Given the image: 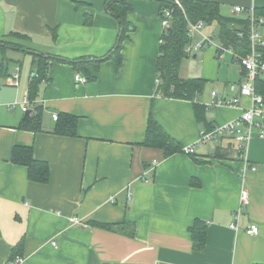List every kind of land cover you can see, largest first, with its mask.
I'll list each match as a JSON object with an SVG mask.
<instances>
[{"label":"crops","instance_id":"crops-1","mask_svg":"<svg viewBox=\"0 0 264 264\" xmlns=\"http://www.w3.org/2000/svg\"><path fill=\"white\" fill-rule=\"evenodd\" d=\"M110 1L0 0V40L21 33L28 41H10L29 48L0 47V264L17 256L23 264H264V136L256 131L251 140L247 155L256 170L245 177L229 138L169 157L143 145L151 112L182 149L240 117L251 104L245 97L239 108L208 107L212 92L239 96L240 65L230 54L218 63L215 41L193 55L200 58L198 70H191L189 56L182 62L180 78L205 81L194 102L164 98L156 71L166 32L161 12L175 0H128L121 61L112 54L122 28L107 12ZM216 1L224 17L247 18L252 10L264 16V0ZM237 7L244 11L236 13ZM204 32L217 35L219 27ZM39 54L52 60L31 102ZM78 60L101 62L95 71L76 67ZM76 73L96 78L80 84ZM15 74L18 84H9ZM263 89L264 75L256 82L264 98ZM25 99L32 113L38 109L37 131L22 128ZM60 114L78 119L77 136L56 132ZM261 122L264 131V113ZM15 147L32 148L48 164L47 183L29 180L28 169L11 161ZM196 222L204 225L200 249L190 231ZM252 225L257 235L247 233Z\"/></svg>","mask_w":264,"mask_h":264},{"label":"trees","instance_id":"trees-1","mask_svg":"<svg viewBox=\"0 0 264 264\" xmlns=\"http://www.w3.org/2000/svg\"><path fill=\"white\" fill-rule=\"evenodd\" d=\"M180 2L182 3V8L177 6L173 1L164 2L162 4V10L166 8L173 10V17L171 27L169 28L171 31L167 30L163 34L162 43L159 48L156 66L159 82L158 93L164 98L194 102L195 96L201 92V89L205 85V81L202 79H182L179 76L182 62L188 57L185 48L192 41L188 34V23L203 21L207 27L216 25L219 27V32L217 34L219 43L226 48L232 49L236 54L247 57L251 53V17L250 13H248L249 16L247 18L224 17L221 13L220 4L216 0H180ZM130 10L131 5L128 0H114L110 1L107 5V12L119 21L122 28L123 32L120 39H122L128 28L126 16ZM254 15L256 17L263 16L256 11H254ZM18 38H25L26 40L28 36L17 32H11L8 37L0 40V47H2V49L9 47L29 49L21 43L10 41V39L13 40ZM120 49L121 45L119 43L112 53L119 58L118 61H121ZM258 51L262 53L264 59V47H258ZM51 60L52 59L45 54L36 56V69L28 89V99L31 102H34L36 98L39 84L47 81L49 62ZM99 62L95 61L86 64L85 61L78 60L73 62V64L76 67L80 66L84 69L87 65H92L95 71H97ZM95 78L96 77L93 75H88L90 81L95 80ZM259 80L260 77H258L257 81ZM32 114L33 116L28 115L26 117L22 128L37 131L40 127L38 109H36V114L34 112ZM77 121L78 119L75 117L60 114L55 130L61 135L75 137L77 136ZM143 145L164 149L166 157L177 152H183L180 144L170 138L156 122L153 117V112L149 115L146 139ZM11 161L16 165L28 169L29 180L42 184L48 182L50 176L49 166L46 162L39 161L34 157L32 148L15 147L12 152ZM190 231L195 247L197 249L202 248L205 243L203 223L196 222L195 226ZM20 247L21 245L14 249V257L19 255Z\"/></svg>","mask_w":264,"mask_h":264},{"label":"built area","instance_id":"built-area-1","mask_svg":"<svg viewBox=\"0 0 264 264\" xmlns=\"http://www.w3.org/2000/svg\"><path fill=\"white\" fill-rule=\"evenodd\" d=\"M174 3L182 8V3L179 0H175ZM244 9L237 7L235 9L236 13L243 12ZM173 17V10L166 8L161 12V23L165 31L171 27V21ZM251 17V53L247 57L236 54L232 49L226 48L221 44L216 47V54L218 60H223L226 54H230L233 59L240 65L241 71L245 74V79L239 87V96L233 98L219 97L216 92H212L211 102L208 107L220 108H239L241 106L240 97H245L250 100V107L245 109L240 117L225 124L217 125L208 131L202 132L200 139L196 145L188 146L183 148V152L192 155L195 153V148L197 145H207L213 143L217 145L220 141L229 138L233 140L239 148V157L241 159V176L245 177L248 171L254 172L255 167L251 166L248 161V150L253 139L255 132H259V136H264L263 124L261 118L264 113V98L258 94L256 90V81L258 77L264 75V59L261 52L258 51V47H264V35L261 32L264 26V17H256L254 15V10L250 13ZM206 24L203 21L198 23H188V34L192 41L186 46L185 52L188 56L197 55L201 53L205 47L216 45L214 38L215 36L211 34H206L204 32ZM199 36V40L195 41L193 38ZM19 74H15L10 79L9 84H18ZM75 81L80 84H86L89 79L83 77L82 75L76 73ZM18 103L11 106V108L16 107ZM30 103L28 99L21 104L23 112L28 113V115L33 116L32 112L28 109ZM54 118L57 120V116ZM248 191L242 190L240 204L241 209H245L248 204ZM128 200H131L130 195H128ZM240 209V210H241ZM233 228H236V224H232ZM247 233L249 235H257L259 233V228L257 225H252ZM24 258L17 256L9 264H23Z\"/></svg>","mask_w":264,"mask_h":264},{"label":"rangeland","instance_id":"rangeland-1","mask_svg":"<svg viewBox=\"0 0 264 264\" xmlns=\"http://www.w3.org/2000/svg\"><path fill=\"white\" fill-rule=\"evenodd\" d=\"M214 41H216V42L219 41L217 35H215ZM188 60L190 61V66H192L191 70H193V71L198 70V66L196 64L200 61V58H198V59L193 58V55H192V56H189ZM2 61H3V55L0 53V67H1ZM195 61H197V62H195ZM220 62H221V64H224L223 61L219 60L218 63H220ZM17 108H19V107H17ZM16 110H19V109H16Z\"/></svg>","mask_w":264,"mask_h":264},{"label":"water","instance_id":"water-1","mask_svg":"<svg viewBox=\"0 0 264 264\" xmlns=\"http://www.w3.org/2000/svg\"><path fill=\"white\" fill-rule=\"evenodd\" d=\"M168 31H171V29H168ZM122 29H121V34H122ZM121 34H120V37H121ZM119 42H120V38L118 39V42H117V45H116V47L119 45ZM40 55V54H39ZM196 57V56H195Z\"/></svg>","mask_w":264,"mask_h":264}]
</instances>
